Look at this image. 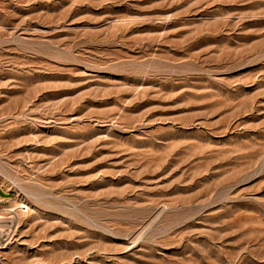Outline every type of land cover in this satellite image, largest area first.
I'll use <instances>...</instances> for the list:
<instances>
[{"label": "rangeland", "instance_id": "374dc122", "mask_svg": "<svg viewBox=\"0 0 264 264\" xmlns=\"http://www.w3.org/2000/svg\"><path fill=\"white\" fill-rule=\"evenodd\" d=\"M0 264H264V0H0Z\"/></svg>", "mask_w": 264, "mask_h": 264}]
</instances>
